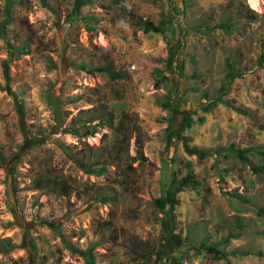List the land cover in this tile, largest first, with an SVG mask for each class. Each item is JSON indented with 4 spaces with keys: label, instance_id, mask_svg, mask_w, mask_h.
Instances as JSON below:
<instances>
[{
    "label": "rangeland",
    "instance_id": "374dc122",
    "mask_svg": "<svg viewBox=\"0 0 264 264\" xmlns=\"http://www.w3.org/2000/svg\"><path fill=\"white\" fill-rule=\"evenodd\" d=\"M250 1L0 0V264H88L89 250L157 264L164 221L161 264H264V172L230 152L264 146V0ZM228 62L243 75L222 95ZM102 67L123 77L89 71ZM83 124L95 135L64 132ZM172 176L175 226L154 204Z\"/></svg>",
    "mask_w": 264,
    "mask_h": 264
},
{
    "label": "trees",
    "instance_id": "16d2710c",
    "mask_svg": "<svg viewBox=\"0 0 264 264\" xmlns=\"http://www.w3.org/2000/svg\"><path fill=\"white\" fill-rule=\"evenodd\" d=\"M137 25L145 32V33H156V34H162L164 36V39L169 43V30L165 29L164 27L160 26V25H156L155 23H153L152 21L149 20H143V19H139L137 22ZM220 27L222 28H226V26L224 24H220ZM259 64L262 66H264V53H262L259 56ZM90 72H94V71H99V72H106L109 77L112 80H118L121 79L123 76L120 72H116L110 68H106V67H102V68H97V69H93V70H89ZM243 75V70H238L235 68V66L233 65V63L228 62L227 63V73H226V78L220 88V92L222 95H226L229 93L230 91V87L232 85V83L237 79L242 77ZM162 81H168L169 77L168 76H161L160 79L157 80L156 83V87H159ZM216 103H222V104H226L231 106V104L229 102H225L222 100V98H218ZM171 107L170 103H167L165 105L166 109H169ZM239 112V110H237ZM171 120V119H170ZM188 123H189V119H187ZM173 121H168V127H167V138H168V146L171 145L173 143V135L175 134V131L173 130ZM102 125V124H100ZM65 134H70V135H74L77 136L79 138H87L89 136H94L96 133V128L94 126H86L85 124L81 125V126H72L70 128H66L64 130ZM232 155H235V157L241 161H245L246 163H248V165L250 167L253 168V170L258 173L259 171L264 172V146H258V147H254V148H245V149H235V148H231L230 150ZM251 154H255L257 156L260 157L261 159V164H255L251 158L250 155ZM49 175V174H48ZM47 175H45L46 177ZM45 177H43L42 180L38 181L37 187L38 188H44L47 186H52L55 185H60L61 183L55 179L53 180H44ZM190 182L191 184H194L195 186H198L199 183L197 182V179L195 178V175L191 174L190 175ZM48 183V184H46ZM184 183L178 184V182L175 180V176H172V178L170 177L168 180H164V184H163V189H162V195L158 198H156L154 200V204L155 206L161 211L164 212L166 214V216L172 217V221L173 224L175 226V208L177 207V205L179 204V200H178V194L180 192H182L183 188H184ZM56 189V187L54 188ZM60 189H62V194H68L69 193V188L67 186H62ZM231 195H233L235 198H238L242 201H246V198L238 193V192H233L231 193ZM260 216L264 217V206L261 207L260 209H258L257 212ZM170 224V223H169ZM172 224V222H171ZM172 226V225H171ZM163 227H164V235L163 237L160 239L158 246H157V259L155 260L157 264H161L162 262L165 261L168 251H167V243L169 242V239L166 236V229L168 230V224L166 221L163 222ZM56 231H58L56 229ZM8 250H12L13 248H15L14 245L9 244L8 246ZM206 252L208 254L214 255V257H216L217 259H226V254L220 250L217 247H212V246H207L204 245L201 246L200 249H198V252ZM237 251H233L232 255H237ZM262 255V254H259ZM87 258H88V264H94V256L92 253V250H89V253L87 254ZM173 264H180V263H173Z\"/></svg>",
    "mask_w": 264,
    "mask_h": 264
},
{
    "label": "water",
    "instance_id": "95a60500",
    "mask_svg": "<svg viewBox=\"0 0 264 264\" xmlns=\"http://www.w3.org/2000/svg\"><path fill=\"white\" fill-rule=\"evenodd\" d=\"M50 103L54 109L55 121H56V123L60 124L62 122V110H61V104H60V101L58 100L57 94L51 95ZM64 151L66 152V154H68V156L71 155L70 152L66 148L64 149ZM44 224H46L47 226H49L52 229H57L62 225L61 223L56 224V223L48 222V221H44Z\"/></svg>",
    "mask_w": 264,
    "mask_h": 264
},
{
    "label": "bare ground",
    "instance_id": "6f19581e",
    "mask_svg": "<svg viewBox=\"0 0 264 264\" xmlns=\"http://www.w3.org/2000/svg\"><path fill=\"white\" fill-rule=\"evenodd\" d=\"M250 2L252 3L253 8L258 9V4L255 1L251 0Z\"/></svg>",
    "mask_w": 264,
    "mask_h": 264
}]
</instances>
